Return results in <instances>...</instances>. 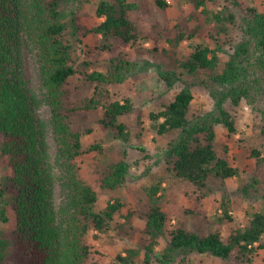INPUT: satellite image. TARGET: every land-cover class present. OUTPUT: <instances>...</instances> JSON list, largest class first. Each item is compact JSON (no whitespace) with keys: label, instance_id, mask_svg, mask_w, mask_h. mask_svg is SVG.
I'll list each match as a JSON object with an SVG mask.
<instances>
[{"label":"trees","instance_id":"1","mask_svg":"<svg viewBox=\"0 0 264 264\" xmlns=\"http://www.w3.org/2000/svg\"><path fill=\"white\" fill-rule=\"evenodd\" d=\"M80 1L85 0H0V157L6 161V173L0 177V264H85L95 250L85 242L89 231L107 232L123 207L119 200H113L103 210L96 209L97 195L79 176L75 163L83 153L81 134L72 130L68 119L69 113L79 109L101 107V128L114 130L117 138L127 140L126 126L119 118L133 111L131 101L103 103V99L105 88L122 84L136 67L127 59L125 50L142 44L140 31L130 17L140 9L142 0H97L96 15L102 22L92 33L101 36L102 43L84 46L76 59L71 40L82 44L84 33L75 14L66 7ZM154 1L161 9L168 5L164 0ZM214 1L190 0L195 11L221 24L225 20L222 12L210 10ZM227 20L233 23L235 17L230 14ZM238 31L240 37L229 49L221 72L218 67L222 49L216 39L214 48L196 45L180 64L184 73L203 78L201 84H210L208 89L215 106L212 111L190 116L194 95L192 86L184 83L170 103L149 116L159 136L179 133L178 140L168 146L167 162L177 178L200 190L214 180L223 182L236 175L226 156H219L215 149L219 127L229 135L236 133L227 103H244L259 111L264 133V9L247 8L239 20ZM186 37L180 33L178 41ZM23 46L36 52L45 90L42 99L31 94L26 86ZM105 53L110 55L106 72L92 70ZM77 75L93 88V95L83 106L70 108L67 85ZM160 78L168 90L182 81L173 71L160 73ZM43 104L51 111L49 124L57 143L55 162L64 193L58 208L46 136L48 123L37 114ZM129 171L125 161L111 165L102 188L115 191L123 187ZM260 183L264 186V181ZM159 191L157 184L147 191L150 206L143 233L149 244L145 264L150 263V254L160 245L161 238L166 239L162 264L176 263L179 258L184 264H192L193 255L250 264L255 251L264 250V209L253 213L248 225L231 232L227 240L219 233L202 236L183 227L168 233ZM222 206L223 219L231 221L229 202ZM10 223L12 232L8 237L2 225ZM137 255L129 249L108 264H135Z\"/></svg>","mask_w":264,"mask_h":264},{"label":"rangeland","instance_id":"2","mask_svg":"<svg viewBox=\"0 0 264 264\" xmlns=\"http://www.w3.org/2000/svg\"><path fill=\"white\" fill-rule=\"evenodd\" d=\"M165 9L156 6L154 0H142L140 9L131 14L143 38L136 49L127 48L126 57L136 64L129 77L120 85L105 88L104 102L129 99L133 111L119 118L126 126L127 140L117 138L114 130H103L101 120L103 109H79L69 113V123L74 132L81 134L82 154L75 159L79 176L95 191L96 209L103 210L109 201L119 200L123 205L115 216L110 229L104 233L90 230L85 242L95 248L85 264H108L118 254L129 249L138 252L135 264H145L146 246L149 244L143 233L146 213L149 210L148 188L159 185L162 208L167 216L166 231L183 227L188 231L204 236L219 233L227 240L234 230L245 228L253 213L264 209L262 200L264 181V133L259 111L241 103L239 106L226 104V110L235 121L236 133L229 135L221 127L217 129L215 149L219 156L225 155L229 164L236 169V175L226 181L214 180L205 189H198L190 182L179 179L167 162L168 146L176 142L178 132L159 136L151 113H157L170 103L183 88L184 83L192 86L194 99L190 116H202L214 109L210 96V84H201L199 77L188 75L180 69L196 45L215 47L214 39L222 49L218 71L230 54L240 33L239 20L247 8L264 9V0H215L210 5L212 12H222L225 17L221 24L200 11H195L190 0H164ZM97 0H85L69 4L68 12L75 14L84 33L83 43L71 40L76 59L80 58L84 46H97L102 43L99 35L92 33L101 18L96 15ZM233 15L234 22H228L227 16ZM207 19L210 21L208 22ZM186 38L178 41L179 34ZM78 61V60H77ZM110 55L105 53L92 70L106 72L110 66ZM22 72L26 86L31 94L39 99L44 97V88L36 52L31 48H22ZM91 70V71H92ZM173 71L180 75L181 82L173 90H168L160 73ZM70 91L68 107L83 106L93 95V88L82 76L68 81ZM108 96V97H107ZM38 117L48 123L47 142L53 173L56 178L54 200L58 208L64 193L59 182L60 171L55 162L57 143L49 122L51 111L45 104L37 111ZM257 151L258 155H253ZM125 161L130 167L125 185L115 191L102 188V181L109 167ZM6 173V161L0 157V177ZM255 182H258L257 184ZM229 202L228 213L232 220L223 219V203ZM2 229L11 236L12 223L2 225ZM258 246V244H255ZM166 247V239L161 238L160 245L150 254V263L162 264L161 254ZM192 264H237L225 263L205 255H193ZM184 264L177 259L176 263ZM247 264V263H246ZM250 264H264V250L257 249Z\"/></svg>","mask_w":264,"mask_h":264}]
</instances>
